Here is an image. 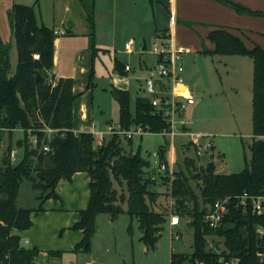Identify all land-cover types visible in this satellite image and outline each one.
<instances>
[{"label":"trees","instance_id":"obj_1","mask_svg":"<svg viewBox=\"0 0 264 264\" xmlns=\"http://www.w3.org/2000/svg\"><path fill=\"white\" fill-rule=\"evenodd\" d=\"M228 2L241 11L264 14V11L253 10L240 3ZM9 18L18 56L15 71L11 73L10 48L0 35V148L6 133L10 138L0 164V264L3 260L12 264H39L41 250L36 246H24L21 236L12 232L15 228L31 227L32 213L42 209L41 205L38 208L17 205L22 181L31 179L33 186L42 189L46 197H59L56 192L59 180L71 179L77 171L90 173V197L88 206L80 211V219L70 226L83 232L75 250H91L99 213H109L114 218L126 210L132 219H138L141 239L147 246L155 247L164 223L169 221L171 212H176L181 220L188 221L190 217L195 228L194 250L191 254L172 251L170 264H222L219 262L222 254L227 259L239 257L241 264H260L256 255L260 240L255 226L264 224V214H256L249 207L232 208L218 228L209 227L203 218L218 198L244 192L264 194V47L259 44L248 47L241 36L227 27H217L209 32L208 38L215 47L204 50V53L240 54L253 58L251 157L245 156L242 170L230 173L217 172L214 161L198 167L194 158L187 157L185 165L180 164L182 169L176 170L171 192L174 204L172 209L171 205L168 209L159 201L162 192L152 190L155 181L151 178L149 162L142 155L141 147L127 151L122 146L123 136L119 134H112L108 141L97 144L92 132L75 133L71 129L73 103L77 97L74 92L76 79L71 76L56 78L48 72L54 66L55 29L39 23L32 4L14 2ZM88 19L94 35L93 14H89ZM96 49L93 42L94 54ZM35 53L39 57H35ZM116 66L125 73V65L120 66L117 61ZM38 73L46 77V82L37 80ZM92 78L93 71L89 84L93 83ZM111 91L119 105L121 126L141 125L145 129L159 131L167 125L162 115L153 111L146 96H138L133 110L128 89L115 86ZM47 126L60 130L49 137L43 130ZM64 128L67 130L62 131ZM18 129L23 130V135L16 144L24 146V156L14 163L12 140ZM33 136L37 138L36 144ZM127 139L132 143V138ZM45 145H49L48 150ZM187 147L189 149L190 144ZM192 179L202 181L201 202L192 186ZM115 182L125 184L126 199L123 194H118ZM129 229L132 231V224ZM208 234L222 236L228 252L223 250L219 253L216 249L207 248ZM48 254L61 256L63 250H48Z\"/></svg>","mask_w":264,"mask_h":264},{"label":"crops","instance_id":"obj_2","mask_svg":"<svg viewBox=\"0 0 264 264\" xmlns=\"http://www.w3.org/2000/svg\"><path fill=\"white\" fill-rule=\"evenodd\" d=\"M38 1L34 0V3L33 0L13 2L6 0L9 2V9L14 2L34 5L39 23L60 31L55 38L54 66L48 72L56 78L71 76L76 79L74 92L77 97L73 103L72 130L88 131L92 121H97L103 126L114 121L113 114L116 109L119 114V105L111 90L115 86L128 89L125 85H120L122 79L117 78L116 72L118 71L122 77L129 72L124 68L125 73H122L116 62L119 61L120 66L129 63L132 70L133 61H138L142 70H149L151 64L147 62L149 57L146 55L150 52L156 36L167 34L176 46L186 49L183 55L194 50L201 53L206 49H213L215 44L208 45V34L217 27L229 28L241 36L248 47L252 48L255 44L264 47V14L241 11L228 2L233 1L253 10L264 11V0H155L154 2L151 0H49L46 3L41 0L38 3ZM89 14H93L95 20L94 35L88 19ZM172 14H175V21L171 19ZM130 36L136 38L134 52L124 49L125 41ZM93 42L97 48L95 54ZM96 58H99L101 63L107 60L111 67V76L116 74L114 81H109V84H113L110 91L114 97V106L112 104L111 112L101 116L100 119H96L94 108L86 98L88 92H93V86L98 84L97 78H94L97 71H100L99 66H96ZM92 71L93 83L89 84ZM144 81L142 78L140 89L147 97ZM184 87L186 88L185 85ZM189 88L194 92L192 87ZM137 98L138 96L136 100ZM195 105L196 102L189 109L193 110ZM98 109L103 112L100 106ZM81 122L89 124L87 129H83L82 125H76ZM196 123L195 121L193 126ZM189 142L190 137L183 144L184 150L188 148ZM176 164H179L178 159ZM196 165L204 166L197 163ZM89 183L88 171H77L71 179H60L56 187L59 197H46L42 191L36 195L38 203L28 206L38 208L41 205L42 209L32 213L33 223L27 231V237H22L19 229L15 228L12 232L21 236L24 246L39 248L43 253L42 258L49 255L48 250H63L61 256H49L51 263L65 264L63 256L69 253V227L80 219V211L88 206ZM19 196L20 190L17 197L18 206ZM170 218L171 215L169 222ZM186 223L187 221L182 220L180 224L186 225ZM63 230L64 234H62L67 236L66 239L58 236ZM82 236L83 232L80 230L72 249ZM26 239L28 242H25Z\"/></svg>","mask_w":264,"mask_h":264},{"label":"rangeland","instance_id":"obj_3","mask_svg":"<svg viewBox=\"0 0 264 264\" xmlns=\"http://www.w3.org/2000/svg\"><path fill=\"white\" fill-rule=\"evenodd\" d=\"M9 1L13 2L14 0ZM41 1L46 3L49 0ZM8 3L6 0H0V35L3 42L10 48L11 72H14L18 51L12 33ZM36 7L38 8V4ZM209 43L214 45V42L210 39H208V45ZM152 47L153 44H151V49ZM134 54L136 55V52ZM146 56L149 57L147 60L149 64L156 63L157 57L152 50ZM105 61L101 63L100 59L96 58V66H99L98 70L100 71H97L94 78H97L98 84L93 86V92H88L89 94L86 96L90 101V105L94 108L96 119L108 115L111 112L110 106L112 104L114 106L115 103L110 91L113 84H109V81H114L116 74L113 77L111 76L110 64L107 60ZM183 62L185 83L194 89L196 97L194 109H189L187 112L188 116L197 122L195 126H191V129L195 131L199 129L202 132L214 135L215 156L214 154L211 155V151L210 153L197 155L193 148L184 150L183 144L187 141L188 136H177L175 139V152L179 164H176V170L182 169L180 164L184 166L187 157L194 158L197 164H203L204 166L208 162L214 161L216 171L220 173L242 170L245 167V156L248 159L251 157L249 145L253 138V58L249 55L207 54L194 50L183 55ZM132 64L134 67L129 70L126 76L122 77L118 71L116 73L117 78L122 79L120 85H125L130 90V103L131 108L134 110L136 97L145 94L140 89V81L149 75L150 70H142L138 61H133ZM99 106L103 109V112L98 109ZM113 115L114 121L117 122L119 115L117 109ZM95 122L98 130L106 129L107 124L103 126L97 121ZM76 125H82L83 129H87L89 126L87 122ZM22 135L23 130L20 129L16 130L13 135L14 163L24 156V146L20 147L16 144V141L22 138ZM109 138L110 135H106L105 141H108ZM121 140L122 146L127 151H136L141 147L142 155L150 158L153 162H156V157L152 154L153 151L160 146H167L169 143L168 137L149 133L143 136L137 133L134 134L132 143L125 136ZM9 142L10 138L6 133L0 148V164H2V158ZM151 168L149 167L150 170ZM34 174L36 175V171H34ZM191 183L200 200L199 202H201L200 185L202 181L192 179ZM115 186L118 194H123L126 199L128 192L125 184L120 185L115 182ZM152 190L162 192L159 198L161 206L169 209L174 202L171 190L165 189L159 178L152 185ZM41 192L42 189L33 186L31 179L25 178L21 183L18 199L19 207H28L38 203L36 202V195ZM190 221V217H188L186 225H171L169 221L164 223L161 235L154 247L147 246L141 239L142 231L138 219L136 217L132 219L126 210L114 218L109 213L102 212L96 217L97 228L92 236L90 251L72 249L80 229L69 227V253L63 256V262L65 264H85L87 260L97 258L99 261L110 264H170L172 251L191 254L194 250L195 228ZM130 224H132V231L129 229ZM30 228L22 229L20 231L21 236L27 237V231ZM62 233L64 234V230L58 236L66 239L67 236ZM207 238V248L217 245L224 247L222 236L208 234ZM50 259L49 255L45 258L40 256L39 263L49 264L51 263Z\"/></svg>","mask_w":264,"mask_h":264},{"label":"built area","instance_id":"obj_4","mask_svg":"<svg viewBox=\"0 0 264 264\" xmlns=\"http://www.w3.org/2000/svg\"><path fill=\"white\" fill-rule=\"evenodd\" d=\"M172 21H175V14L171 16ZM60 32L55 30V33ZM136 38L130 36L124 44V49L128 52H134L136 50ZM152 52L156 54V63L149 67L150 73L144 78V89L146 91L147 98L151 102L154 112H159L167 125L159 131H153L145 129L141 125L133 126L131 128H125L121 126L120 122L111 121L107 124L106 129L98 130L95 121L91 122L90 129L96 137V143L102 144L106 135L119 134L126 138H132L134 134H161L169 138L167 146H161L153 151V156L156 157V162H153L150 158L144 157L149 162L151 168V178L157 182L159 178L160 183L165 189L171 190L176 178V165L175 162L178 159L176 148L177 136L190 137V147L195 150L197 155H202L211 151V155L214 154L215 141L214 135L211 133L195 131L191 129L195 120L188 116V109L195 104L196 97L193 91L185 83L183 72L185 70L183 62V53L185 48L178 47L174 44L171 38L165 35H159L155 37V41L152 47ZM35 57H39L38 53L34 54ZM132 66L129 63L125 64V69L130 70ZM154 72V73H153ZM161 78L163 85L159 84L156 79ZM186 86L185 89H181L180 85ZM47 132L49 137L59 132V128L45 127L43 129ZM67 128L62 129L66 131ZM75 133L79 132L73 130ZM64 135V133H62ZM33 143L36 144V136L32 137ZM46 150L49 149V145H45ZM15 151H12V160L14 159ZM215 156V154H214ZM157 163V164H155ZM172 195V194H171ZM174 203V202H173ZM171 204V209L173 208ZM239 206L244 208H250L252 212L256 214H264V194H249L244 192L235 195H226L224 197L216 199V201L210 206L209 210L204 215V222L209 227L218 228L222 225L225 215L232 209ZM181 217L179 213L171 212L170 223L171 225H178L181 223ZM255 232L260 240V247L256 250L257 258L260 264H264V224L259 223L255 226ZM211 236H215L212 235ZM208 239V238H207ZM28 242V239L25 240ZM224 242V239H223ZM224 244V243H223ZM210 249H216L219 253L223 250H227L226 246L221 247L209 246ZM219 262L222 264H241L239 257L226 258L222 254L219 258ZM1 264H12L9 261H2ZM85 264H108L106 262L99 261L97 259H89ZM198 264H206L205 262H199Z\"/></svg>","mask_w":264,"mask_h":264},{"label":"water","instance_id":"obj_5","mask_svg":"<svg viewBox=\"0 0 264 264\" xmlns=\"http://www.w3.org/2000/svg\"><path fill=\"white\" fill-rule=\"evenodd\" d=\"M37 80L38 81H43V82H46V77L45 76H41V73H38L37 75ZM156 81L159 83V84H162L163 85V80L161 78H157ZM40 256L43 257V253H40Z\"/></svg>","mask_w":264,"mask_h":264},{"label":"bare ground","instance_id":"obj_6","mask_svg":"<svg viewBox=\"0 0 264 264\" xmlns=\"http://www.w3.org/2000/svg\"><path fill=\"white\" fill-rule=\"evenodd\" d=\"M180 88H181V89H185V87H184V85H183V84H181V85H180Z\"/></svg>","mask_w":264,"mask_h":264}]
</instances>
